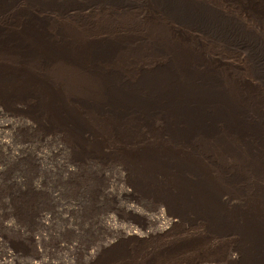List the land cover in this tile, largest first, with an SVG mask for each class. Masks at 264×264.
Segmentation results:
<instances>
[{
  "label": "bare ground",
  "instance_id": "6f19581e",
  "mask_svg": "<svg viewBox=\"0 0 264 264\" xmlns=\"http://www.w3.org/2000/svg\"><path fill=\"white\" fill-rule=\"evenodd\" d=\"M69 1L23 2L30 6ZM97 1L145 5L149 14L158 12L175 24L170 28L172 37L179 45L189 43L190 48L157 42V47L169 49L168 58L143 70L137 77L128 78L118 68L105 65L122 47L119 39L97 38L80 44L58 31H49L44 26V18L31 12L17 32H7L0 26V40L16 53L14 61L0 63V100L29 97L33 111L32 117L17 120L24 126V132L12 131L15 125L8 122L0 123V133L9 137L6 144L26 152L34 150L31 138L39 139V144L54 140L57 144L50 148L51 154L56 159L62 158L60 164L69 167L70 174L69 178L63 176L60 186H54L57 190L72 192L73 184L69 180L74 168L81 173L86 169L90 172L87 173L91 176L90 185L75 192L82 202L91 201L94 190H98L96 181L100 176H109L103 171V167L109 166L108 159L120 158L127 175H133V179L123 181L126 186L179 206L181 214L175 215L168 209L159 213L166 222L162 231L168 230L174 218H182L186 212L201 215L211 225L232 229L240 235V257L249 251L253 257L260 256L264 264V213L250 203L235 200L227 186L236 183L238 173L221 175L220 183L207 171L208 166L201 163L210 162L209 157L200 153L193 143L199 137H213L220 144L227 142L226 137H236L245 147L254 144L262 147L263 154L255 165H264V110L255 106L249 94L255 90L252 81L234 76L235 86L230 84L215 65V59L205 51L203 41L194 36L195 31L202 32L243 48L251 58L256 78L264 85V29L260 21L245 19L212 0ZM240 1L248 10L264 12V0ZM9 2L11 0H0V8ZM58 63L69 64L84 73L91 82L88 92L70 89L54 76ZM3 110L0 113L4 114ZM156 115L162 118L165 130L161 138L154 141L158 146H145L148 141H128L121 152L133 156L129 163L112 151V145L106 146L107 136L113 133L119 136L129 119L146 120ZM100 121L101 127H98ZM95 122L96 127H93ZM34 132L37 134L33 135ZM11 153L15 161L19 160L21 154ZM51 154L44 153L43 158L38 155L34 161L37 168L21 160L14 169V177L19 182L25 177L31 179L33 185L38 182L37 186L40 185L46 178L44 173L51 171L47 165ZM125 232L129 235L128 230Z\"/></svg>",
  "mask_w": 264,
  "mask_h": 264
},
{
  "label": "rangeland",
  "instance_id": "374dc122",
  "mask_svg": "<svg viewBox=\"0 0 264 264\" xmlns=\"http://www.w3.org/2000/svg\"><path fill=\"white\" fill-rule=\"evenodd\" d=\"M23 1L11 0L0 8V26L5 31L17 32L27 13L31 12L44 18V26L49 31H58L80 44L97 38L119 39L122 47L105 65L118 68L128 78H135L143 70L168 58L166 51L169 49L157 47V42L165 41L173 47L177 44L170 29L175 24L158 12L149 14L146 6L139 2L115 4L70 0L66 4L50 2L29 6ZM212 1L245 19L259 20L264 29V12L248 10L240 0ZM194 33L203 41L205 51L215 59V65L230 84L234 85V76L252 81L255 90L249 94L255 106L264 110V85L256 78L246 51L206 33ZM185 44L177 45L189 49V43ZM15 58V50L0 40V63L12 62ZM53 74L70 89L79 88L78 91L84 93L91 88L87 76L69 64L58 63ZM31 103L29 97L0 100V112L3 109L5 112L0 113V123L8 122L15 125L12 131L24 132V126L17 120L23 116L32 117ZM97 125L101 127V121ZM124 125L126 128L119 136L115 133L107 136L106 146L112 145V151L128 163L133 156L121 152L128 141H148L145 146H158L154 141L165 132L160 115L146 120L136 117ZM39 133L42 134V129ZM8 139L5 133H0V264H263L260 256L253 257L249 251L239 256L242 239L236 231L213 226L201 215L186 212L182 218L175 217L168 230L162 231L166 222L159 213L168 209L175 215L181 214L179 206L126 186L124 180L133 179V175H127L120 158L108 159L109 166L103 167V171L109 176H100L96 181L98 190H94L91 201L82 202L75 192L87 187L88 178H91L87 173L90 172L86 169L81 173L71 167L74 168L69 180L73 184L72 192L57 190L55 187L62 184L63 176L69 178L70 174L69 167L60 164L62 158L56 159L51 154L57 144L54 140L39 144V139L31 138L34 150L23 152L14 145L8 146ZM225 141L220 144L213 137H199L193 143L200 153L209 157L212 163L206 158V163H201L208 166L207 171L220 183L221 175L238 173L236 183L227 186L235 200L250 203L264 213V165H255L256 159L263 154L262 147L256 144V147H245L239 138L232 136L226 137ZM13 142L17 144L18 141ZM15 151L21 154L17 161L10 156ZM44 153L51 154L47 158L51 171L44 173L51 182L44 177L37 186L39 182L33 185L31 179L23 177V182H19L14 177L18 162L29 161L35 168L36 157L41 155L43 158ZM130 204L134 207L131 208Z\"/></svg>",
  "mask_w": 264,
  "mask_h": 264
}]
</instances>
